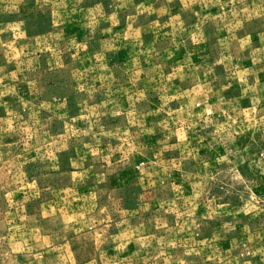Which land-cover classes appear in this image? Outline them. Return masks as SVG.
I'll use <instances>...</instances> for the list:
<instances>
[{"label":"rangeland","instance_id":"obj_1","mask_svg":"<svg viewBox=\"0 0 264 264\" xmlns=\"http://www.w3.org/2000/svg\"><path fill=\"white\" fill-rule=\"evenodd\" d=\"M0 264H264V0H0Z\"/></svg>","mask_w":264,"mask_h":264},{"label":"crops","instance_id":"obj_2","mask_svg":"<svg viewBox=\"0 0 264 264\" xmlns=\"http://www.w3.org/2000/svg\"><path fill=\"white\" fill-rule=\"evenodd\" d=\"M107 72L108 69L102 67L81 71L74 79L75 83H73L70 92L65 95H59V97L65 103L68 102L69 105H77L78 103L91 105L89 100L92 98L96 100L97 105L107 104L108 97L117 95V91L121 89L119 86L116 87L117 85H121L117 74L112 79H108ZM97 100L100 102L98 103ZM114 135H117L116 132Z\"/></svg>","mask_w":264,"mask_h":264}]
</instances>
